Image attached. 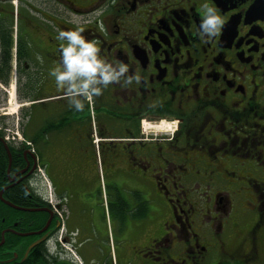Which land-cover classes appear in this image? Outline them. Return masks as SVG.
I'll return each mask as SVG.
<instances>
[{
	"label": "flooded vegetation",
	"instance_id": "obj_1",
	"mask_svg": "<svg viewBox=\"0 0 264 264\" xmlns=\"http://www.w3.org/2000/svg\"><path fill=\"white\" fill-rule=\"evenodd\" d=\"M205 4L224 21L211 38ZM77 27L128 65L81 111L49 75L56 34ZM14 89L34 114L55 107L48 131L81 125L75 145L105 185L103 258L70 231L67 195L46 202L40 154L12 141ZM0 264H264V0H0Z\"/></svg>",
	"mask_w": 264,
	"mask_h": 264
},
{
	"label": "crops",
	"instance_id": "obj_2",
	"mask_svg": "<svg viewBox=\"0 0 264 264\" xmlns=\"http://www.w3.org/2000/svg\"><path fill=\"white\" fill-rule=\"evenodd\" d=\"M50 112L54 118L55 107L49 104L37 107L35 114L32 109L25 131L26 138L39 149L57 193L68 196L70 231H79L81 239L92 244L85 250V257L89 260L103 258L99 246L103 239L96 236L97 230H100V215L105 211L100 206L102 201L94 194L100 185L98 170H92L85 163L88 154L75 145L80 141L77 135L48 131L46 124ZM66 156H69L68 160Z\"/></svg>",
	"mask_w": 264,
	"mask_h": 264
},
{
	"label": "clouds",
	"instance_id": "obj_3",
	"mask_svg": "<svg viewBox=\"0 0 264 264\" xmlns=\"http://www.w3.org/2000/svg\"><path fill=\"white\" fill-rule=\"evenodd\" d=\"M204 14L199 24L203 36H215L224 21L217 9L204 5ZM82 29H60L55 36L62 43L59 46V62L49 75L54 77L56 87L63 89L69 106L76 111L89 106L94 97L102 94L104 88L118 82L128 72V65L123 62L109 61L100 50L96 39H86ZM139 80L138 75L126 77Z\"/></svg>",
	"mask_w": 264,
	"mask_h": 264
},
{
	"label": "rangeland",
	"instance_id": "obj_4",
	"mask_svg": "<svg viewBox=\"0 0 264 264\" xmlns=\"http://www.w3.org/2000/svg\"><path fill=\"white\" fill-rule=\"evenodd\" d=\"M10 93H11V91H10ZM14 104H15V102H12V104H9L7 106L8 112H13L10 109H11V107ZM17 108H18V106L15 109V112L17 110V113H15V112L10 113L11 115L7 119L8 128L11 129V131H16L17 129H19L20 132H22V129L28 126L27 125V122H28L29 115H30V112L31 111H30V108L29 107H25L23 109L22 108L21 109H17ZM69 115L73 116L72 113H70ZM75 124L76 123H73L70 126H68V125L65 126V128L60 133H62V132L72 133L73 136L79 135V132L81 131V125L76 126ZM16 125H18V126H16ZM76 130H78V131H76ZM77 142H79V140Z\"/></svg>",
	"mask_w": 264,
	"mask_h": 264
},
{
	"label": "bare ground",
	"instance_id": "obj_5",
	"mask_svg": "<svg viewBox=\"0 0 264 264\" xmlns=\"http://www.w3.org/2000/svg\"><path fill=\"white\" fill-rule=\"evenodd\" d=\"M12 94H13V96H14V92H13ZM12 100H13V98H12ZM12 100H11V101H12ZM17 106H18V105L15 104L14 106L11 107L10 110L13 111V112H15V109H16ZM13 112H10V113H13ZM10 113H8V114H10ZM7 135H8V134H7ZM22 135H23V134H22ZM49 180H50V179H49Z\"/></svg>",
	"mask_w": 264,
	"mask_h": 264
},
{
	"label": "trees",
	"instance_id": "obj_6",
	"mask_svg": "<svg viewBox=\"0 0 264 264\" xmlns=\"http://www.w3.org/2000/svg\"><path fill=\"white\" fill-rule=\"evenodd\" d=\"M18 191H19V190L16 189L15 192H14V194H15V196H17V198L21 197V195L18 194ZM18 196H19V197H18Z\"/></svg>",
	"mask_w": 264,
	"mask_h": 264
}]
</instances>
